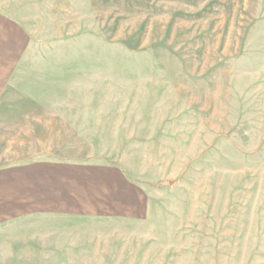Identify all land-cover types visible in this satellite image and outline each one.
Listing matches in <instances>:
<instances>
[{"label": "rangeland", "instance_id": "rangeland-1", "mask_svg": "<svg viewBox=\"0 0 264 264\" xmlns=\"http://www.w3.org/2000/svg\"><path fill=\"white\" fill-rule=\"evenodd\" d=\"M0 81V167L142 185L110 264H264V0H0Z\"/></svg>", "mask_w": 264, "mask_h": 264}, {"label": "crops", "instance_id": "crops-1", "mask_svg": "<svg viewBox=\"0 0 264 264\" xmlns=\"http://www.w3.org/2000/svg\"><path fill=\"white\" fill-rule=\"evenodd\" d=\"M146 214L142 185L120 165L40 160L0 167L4 263L110 264L111 248L120 253L128 229Z\"/></svg>", "mask_w": 264, "mask_h": 264}]
</instances>
